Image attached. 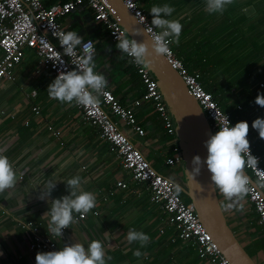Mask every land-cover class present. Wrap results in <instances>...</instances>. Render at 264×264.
<instances>
[{"label":"crops","instance_id":"1","mask_svg":"<svg viewBox=\"0 0 264 264\" xmlns=\"http://www.w3.org/2000/svg\"><path fill=\"white\" fill-rule=\"evenodd\" d=\"M169 1L175 9L169 19L179 18L183 24L179 44L173 43L176 54L192 71L207 73V76L217 70L214 62L208 63V58L219 57L223 43L233 37L238 43L251 31L264 30V0L250 4L237 0L235 12L224 11L217 18L216 14L205 11L204 0H141V5L150 10L154 4ZM148 16L151 20L152 14ZM60 22L67 31H77L84 39L95 41L97 70L105 74L109 81L107 87L122 105L136 108L137 122L146 134L139 136L121 119H114L158 171L184 185L185 162L172 166L166 162L175 154V145H179L177 134L167 132L153 101L136 105L145 94V86L127 56L115 47L117 42L109 31L85 7L62 16ZM2 54L0 48V57ZM38 62L36 52L27 49L16 68V80L0 81V153L7 155L21 174L14 187L0 192V249L3 250L0 264H36L35 256L43 250L31 247L33 232L27 223L33 222L39 233L47 234V217L42 216L49 204L37 198L41 185L53 176L66 180L73 175L81 176L84 190L98 194L99 213H89L85 219L72 224L58 238L55 250L64 243L77 241L86 245L92 239H100L112 257L108 264H210L199 256L193 241L179 238L178 229L169 222L164 208L152 201L144 184L131 178L121 156L100 135L99 127L84 119L74 102L66 104L49 97L47 86L54 79L53 74L47 69L36 72ZM210 81L215 83L213 78ZM251 83H245V87L249 88ZM262 84L263 81L261 87ZM236 100L233 90L224 98L227 109L233 112L238 106L237 110L241 111V106L247 104L243 116L235 111V122L248 121V139L261 151L264 165V139L251 127L255 118L264 117V107L255 100L250 104L247 94L244 100ZM119 180L129 182V188L118 187ZM217 192L223 207L226 201L218 188ZM66 194L65 183L57 180L49 199ZM223 209L240 242L258 264H264V225L248 194L233 208ZM130 228L150 236L149 243L140 249L143 255L139 258L133 255V250L140 245L128 244L125 239Z\"/></svg>","mask_w":264,"mask_h":264},{"label":"built area","instance_id":"2","mask_svg":"<svg viewBox=\"0 0 264 264\" xmlns=\"http://www.w3.org/2000/svg\"><path fill=\"white\" fill-rule=\"evenodd\" d=\"M124 2L145 28L150 26L151 22L141 5V0H124ZM84 7L92 11L94 19L109 31L114 41L117 42L116 36L122 32L128 35L118 19L114 17V10L106 0H68L52 5H46L44 0H0V48L3 51L0 57V81L12 82L16 80V68L22 63L27 49H33L39 58L36 72L47 69L51 71L54 78L60 70L75 68L74 64L78 63L88 50L78 46L76 55L68 57L63 54L58 34L60 31L67 30L60 22V18ZM88 40L94 41L92 38H85L82 43H86ZM169 48L170 51L166 57L183 76L190 93L201 104L214 133L218 131V126L225 122V116L234 125L231 113L225 111L213 94L204 87L200 73L189 71L183 60L176 54L173 43H170ZM125 55L129 63L138 71L146 89L143 98L137 100L136 105H141L147 100L153 101L167 132L171 135L175 134L174 118L150 68L137 66L132 62L131 57ZM59 58L63 60V63L57 61ZM33 95L35 96L36 92H33ZM98 101V103L88 106L74 103L82 117L94 126H98L100 135L109 141L118 152L123 167L129 171L131 178L144 184L151 194L152 201L159 203L164 208L168 214L169 222L177 227L179 238L193 241L197 246L199 256L210 264H231L202 223L194 204L183 198L182 190L179 193L175 191L170 176L161 173L154 167L144 152L136 146L132 138L114 119V117L121 119L137 135L144 136L146 131L137 122L136 108L122 105L118 97L108 87L105 92L99 94ZM250 149L252 154L259 158L257 165L259 169L246 168L254 180L253 183L250 179L248 196L258 212L260 223L264 225V187L256 183L257 179L264 175V165L261 155L255 151L251 144ZM174 151L175 154L167 158V164L170 166L184 165L180 146L175 145ZM177 183L180 186L183 185ZM117 186L127 189L129 182L119 180ZM89 213L97 215L99 213L97 206ZM89 213L82 218L79 214H75L77 221L85 219ZM27 226L33 232L31 241L33 249L38 248L43 251L56 249L59 237L50 233H39L33 222H28ZM68 229L63 230L64 234Z\"/></svg>","mask_w":264,"mask_h":264},{"label":"clouds","instance_id":"3","mask_svg":"<svg viewBox=\"0 0 264 264\" xmlns=\"http://www.w3.org/2000/svg\"><path fill=\"white\" fill-rule=\"evenodd\" d=\"M231 3L232 0H204L205 11L209 14H222ZM149 11L152 19L146 32L152 42L151 48L156 55H166L170 51V43L179 44L183 24L179 18L169 19L175 11L170 3L154 4ZM58 36L64 55H76L78 46L88 51L74 64L75 68L58 71L47 86L49 97L66 104L75 102L77 105L88 106L98 103L99 94L105 92L109 81L103 72L97 70L95 42L88 40L82 43L84 37L74 30L60 31ZM116 39L115 47L131 57L134 64L143 67L149 65L150 60L147 57L151 53L148 44L138 42L123 32L116 36ZM57 61L63 63L61 58ZM255 103L264 107V93L257 94ZM224 120L225 122L218 126V131L204 141L207 155L203 158L198 154L194 155L191 172H187L189 177L195 179L201 168L206 166L211 174V183L224 196L226 203L223 207L231 209L249 193L250 178L245 169H259V158L252 154L250 149L248 121L241 120L232 125L226 116ZM251 127L264 139V117L255 118ZM20 176L9 157L0 153V192L14 187ZM57 180L65 183L67 194L49 199L57 186ZM170 181L179 193L181 186L176 179L170 177ZM256 183L264 187V175H261ZM41 186L37 198L46 200L49 204L42 217H47L46 230L53 236L62 238L63 230L77 222L75 214L82 218L97 206L98 194L83 189L80 175L70 176L66 180L53 176ZM239 207L242 209L243 204L240 203ZM125 239L128 244L136 242L140 245L133 250V255L139 258L143 255L140 249L149 243L150 236L142 230L130 228ZM2 255L3 250L0 249V256ZM111 259L104 241L100 239H92L86 245L77 241L64 243L58 250L41 251L35 256L36 264H108Z\"/></svg>","mask_w":264,"mask_h":264},{"label":"water","instance_id":"4","mask_svg":"<svg viewBox=\"0 0 264 264\" xmlns=\"http://www.w3.org/2000/svg\"><path fill=\"white\" fill-rule=\"evenodd\" d=\"M106 1L113 8L114 17L118 19L126 33L149 46L151 54L147 57L150 60L148 67L156 78L174 118L176 134L185 162L186 179L185 184L181 185L182 192L190 198L202 223L231 264H258L230 227L217 188L211 183V174L207 167L201 168L200 174L195 179L188 175L192 168V157L198 154L203 158L207 155L204 141L214 134L201 104L190 93L183 76L171 65L166 55L154 53L145 26L124 0ZM245 172L254 183L246 169Z\"/></svg>","mask_w":264,"mask_h":264},{"label":"trees","instance_id":"5","mask_svg":"<svg viewBox=\"0 0 264 264\" xmlns=\"http://www.w3.org/2000/svg\"><path fill=\"white\" fill-rule=\"evenodd\" d=\"M68 0H61V2H65ZM188 1V0H186ZM237 0H232L231 8L225 10L226 12H235V4ZM254 0H246V4L252 3ZM46 5H52L51 2H47L44 0ZM171 2V3H170ZM167 3V2H166ZM172 5V1H169ZM144 7V6H143ZM234 7V9H233ZM147 16L150 14L149 9L144 8ZM219 14L215 15L217 18ZM148 19L150 20L149 16ZM247 17H245V21ZM262 21H264V16ZM151 22V20H150ZM224 44V49L221 50L220 56L215 59L208 58L209 62H214L217 66V70L209 74L200 73L201 81L204 87L210 91L213 96L218 100L219 104L225 111H229L232 115L233 122H235V111L239 109V106L236 107L235 111H231L227 109V104L224 102V98H227V95L230 94L233 90L236 95V102L242 101L245 99V94H247L248 99H250V104H254L255 97L258 93H264V86H260V82H264V30H256L251 31L246 35V38L241 42L237 43L235 37L232 40L226 41ZM174 48V47H173ZM183 60V59H182ZM186 65L185 61H183ZM187 66V65H186ZM189 71H192L188 67ZM202 69H205L202 66ZM210 78L214 79L215 83L210 81ZM218 80H222L218 82ZM250 87H245V83H250ZM223 101V102H222ZM245 105H240L242 110L239 113L243 116L245 112ZM255 151L261 155L260 150L254 147ZM262 157V155H261ZM183 198L190 202V198H188L184 193L182 194Z\"/></svg>","mask_w":264,"mask_h":264}]
</instances>
